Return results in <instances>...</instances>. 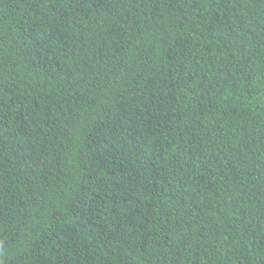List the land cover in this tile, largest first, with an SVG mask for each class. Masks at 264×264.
<instances>
[{"label": "trees", "instance_id": "16d2710c", "mask_svg": "<svg viewBox=\"0 0 264 264\" xmlns=\"http://www.w3.org/2000/svg\"><path fill=\"white\" fill-rule=\"evenodd\" d=\"M0 264H264V0H0Z\"/></svg>", "mask_w": 264, "mask_h": 264}, {"label": "snow or ice", "instance_id": "6c2138e0", "mask_svg": "<svg viewBox=\"0 0 264 264\" xmlns=\"http://www.w3.org/2000/svg\"><path fill=\"white\" fill-rule=\"evenodd\" d=\"M0 243H2V242H0Z\"/></svg>", "mask_w": 264, "mask_h": 264}]
</instances>
